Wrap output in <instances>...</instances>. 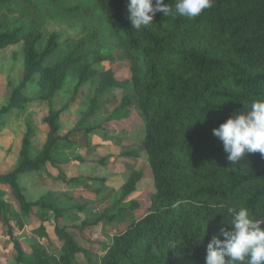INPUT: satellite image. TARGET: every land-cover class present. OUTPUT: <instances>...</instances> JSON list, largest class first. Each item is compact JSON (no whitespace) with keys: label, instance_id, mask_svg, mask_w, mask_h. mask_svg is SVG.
<instances>
[{"label":"trees","instance_id":"1","mask_svg":"<svg viewBox=\"0 0 264 264\" xmlns=\"http://www.w3.org/2000/svg\"><path fill=\"white\" fill-rule=\"evenodd\" d=\"M164 3L174 7L175 0ZM126 5L127 0H0V50L22 43L24 55L19 84L10 87L0 118L13 109H25L34 99L22 92L34 74L41 88L38 99L49 106L70 73L77 77L75 93L91 84L92 103L106 90L131 83L146 120L142 146L155 190L147 212L140 218L129 216L126 228L102 244L97 264H205L208 242L220 227L231 228L228 206L247 207L254 218L264 219V156L251 153L232 164L212 131L246 111L245 104L264 99V0H214L194 19L158 12L153 24L139 31L131 27ZM50 16L80 24L82 35L59 41L58 34L49 33L44 38L43 25ZM86 20L94 23L90 32ZM107 43L121 49L120 59L129 60L127 77L94 67L108 60L103 53ZM61 52L64 55L58 59ZM128 104L130 99L124 96L120 109ZM66 107L50 108L43 117L46 141L39 149L33 145L36 127L26 125L14 168L0 174V184L9 187L18 203L13 214L17 229L24 227L22 216L36 209L42 220L32 235L48 241L43 223L52 215L60 242L58 253L36 242L26 253L5 220L17 264H77L78 254L92 264L89 251L59 225L65 209L57 197L46 192L28 200L20 186L23 176L38 175L53 163L60 142L72 144L68 137L76 128L60 132ZM92 113L91 106L82 119ZM92 162L104 166L105 158ZM142 178V170L133 171L112 196L109 208L82 221L80 228L128 215L131 207H121L116 214L109 211L123 204ZM54 179L66 185L77 181L62 170ZM10 209L11 204L0 197L1 212ZM170 242L177 246L169 248Z\"/></svg>","mask_w":264,"mask_h":264},{"label":"rangeland","instance_id":"2","mask_svg":"<svg viewBox=\"0 0 264 264\" xmlns=\"http://www.w3.org/2000/svg\"><path fill=\"white\" fill-rule=\"evenodd\" d=\"M47 2L48 0H42ZM72 3V2H71ZM91 31L93 22L84 23ZM89 31V32H90ZM44 38L49 33L58 34V40L79 38L82 35L80 24L72 25L67 20L57 17L46 19L43 29ZM41 40L39 48L44 43ZM103 53L108 60L96 64V69H112L121 78L128 75L130 62L120 59L121 49L112 43H107ZM64 53L57 57L60 59ZM24 66L23 44L8 45L0 50V108L8 102L9 89L19 84L21 71ZM77 77L74 73L67 75L62 88L53 98L49 106L46 101L38 99L41 88L34 74L22 90L23 94L34 98L25 109H13L6 116L0 118V174L12 170L20 150L22 135L28 123L36 127V136L33 145L39 149L46 141V126L42 119L48 110L62 108L61 134L64 135L72 128L74 133L69 135L72 141L70 146L59 143V149L54 154L53 163L46 165L38 175L20 180V186L28 200H34L39 195L51 192L57 197L59 206L65 209L64 216L59 218V225L66 228L77 242L90 253L92 264H97L103 254L102 244L111 241L112 236L123 231L129 216L142 217L148 209L150 195L154 192L153 178L149 169L146 153L142 146L146 120L137 107V97L131 83L126 88L108 89L95 98L92 103L91 84H87L75 93L74 87ZM124 96H128L130 104L120 109ZM93 113L82 119L90 107ZM79 156L87 158L80 161ZM105 158V165L93 163L92 158ZM58 170H62L68 178H76L73 184L66 185L54 179ZM137 170L143 171V178L138 182L136 190L120 205L113 206L109 213L116 214L119 208L131 207L128 215H118L113 221H102L96 226L80 228L82 221L96 218L110 206L112 196L119 190L126 178ZM1 199L11 204L10 213L0 210V263L17 264L15 249L12 241L6 234L5 220L9 221L14 235L22 250L31 252V244L39 243L51 252L58 253L60 242L54 234L55 219L50 215L46 226L47 239H40L32 235L31 230L41 223L42 216L38 210L32 214L22 216L24 227L17 229L14 213L18 212V203L6 185L0 184ZM102 191L100 196L97 191ZM57 222V221H56ZM77 264H88L87 259L77 255ZM19 264H26L20 262Z\"/></svg>","mask_w":264,"mask_h":264},{"label":"clouds","instance_id":"3","mask_svg":"<svg viewBox=\"0 0 264 264\" xmlns=\"http://www.w3.org/2000/svg\"><path fill=\"white\" fill-rule=\"evenodd\" d=\"M213 3L214 0H175L173 7L164 0H127V19L139 31L153 24L158 12L165 17L194 19ZM245 109L212 130L232 164L251 153L264 156V99L245 104ZM227 212L231 228L220 227L218 235L208 242L205 264H264V219L254 218L244 206H228ZM175 246V242H170L169 248Z\"/></svg>","mask_w":264,"mask_h":264},{"label":"crops","instance_id":"4","mask_svg":"<svg viewBox=\"0 0 264 264\" xmlns=\"http://www.w3.org/2000/svg\"><path fill=\"white\" fill-rule=\"evenodd\" d=\"M1 264V263H0Z\"/></svg>","mask_w":264,"mask_h":264}]
</instances>
